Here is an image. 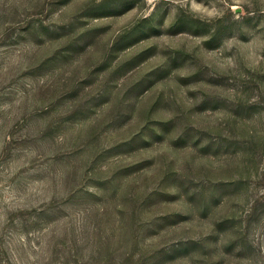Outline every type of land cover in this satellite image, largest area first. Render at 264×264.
Returning <instances> with one entry per match:
<instances>
[{"label":"rangeland","instance_id":"1","mask_svg":"<svg viewBox=\"0 0 264 264\" xmlns=\"http://www.w3.org/2000/svg\"><path fill=\"white\" fill-rule=\"evenodd\" d=\"M0 264H264V0H0Z\"/></svg>","mask_w":264,"mask_h":264}]
</instances>
